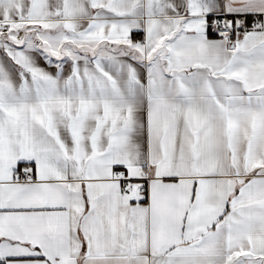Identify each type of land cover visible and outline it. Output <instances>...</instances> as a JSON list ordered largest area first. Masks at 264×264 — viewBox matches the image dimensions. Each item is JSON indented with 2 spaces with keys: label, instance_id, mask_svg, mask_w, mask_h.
I'll return each mask as SVG.
<instances>
[{
  "label": "snow or ice",
  "instance_id": "snow-or-ice-1",
  "mask_svg": "<svg viewBox=\"0 0 264 264\" xmlns=\"http://www.w3.org/2000/svg\"><path fill=\"white\" fill-rule=\"evenodd\" d=\"M0 264H264V0H0Z\"/></svg>",
  "mask_w": 264,
  "mask_h": 264
}]
</instances>
